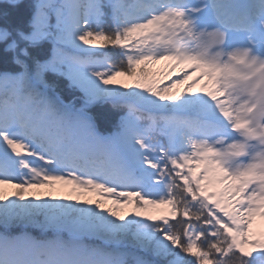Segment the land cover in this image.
<instances>
[{"label": "snow or ice", "instance_id": "snow-or-ice-1", "mask_svg": "<svg viewBox=\"0 0 264 264\" xmlns=\"http://www.w3.org/2000/svg\"><path fill=\"white\" fill-rule=\"evenodd\" d=\"M0 43V264H264V0H34Z\"/></svg>", "mask_w": 264, "mask_h": 264}, {"label": "trees", "instance_id": "trees-1", "mask_svg": "<svg viewBox=\"0 0 264 264\" xmlns=\"http://www.w3.org/2000/svg\"><path fill=\"white\" fill-rule=\"evenodd\" d=\"M34 0H19L18 3H10L8 0H0V29L7 28L10 31H15L16 29L27 30V21L31 14V6ZM110 26L106 24V27ZM6 45L0 43V71L4 70H14L15 65L12 64V53L5 51ZM35 54V53H34ZM113 60H119V55L116 52L112 53ZM151 72L156 73L155 69H149ZM178 73H174L171 79H175ZM169 79H165V84L169 83ZM62 96L70 98L72 93L69 90L61 87L58 89ZM74 95H79V93H74ZM97 116V123L102 132H107L114 126L115 113L110 109V107L105 106L101 109L95 111ZM34 234H36L34 232Z\"/></svg>", "mask_w": 264, "mask_h": 264}, {"label": "rangeland", "instance_id": "rangeland-1", "mask_svg": "<svg viewBox=\"0 0 264 264\" xmlns=\"http://www.w3.org/2000/svg\"><path fill=\"white\" fill-rule=\"evenodd\" d=\"M149 69H155L157 71L156 72V78L163 80V83H165L164 75L166 74V72L168 71V69H166L164 67V62H161V64L149 66ZM40 194L45 199L50 198V194H49V192L47 190H40ZM69 194L70 193H67V192H65V193H57V195H69ZM30 198H31V194H30ZM92 198H95V197H92ZM72 202L74 203L75 201H72ZM158 211H167V209L161 208Z\"/></svg>", "mask_w": 264, "mask_h": 264}]
</instances>
